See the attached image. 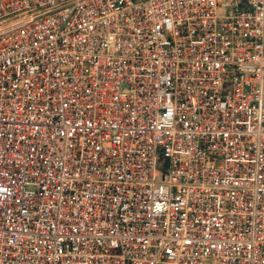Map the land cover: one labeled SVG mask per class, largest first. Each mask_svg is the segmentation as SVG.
Segmentation results:
<instances>
[{
	"label": "built area",
	"instance_id": "obj_1",
	"mask_svg": "<svg viewBox=\"0 0 264 264\" xmlns=\"http://www.w3.org/2000/svg\"><path fill=\"white\" fill-rule=\"evenodd\" d=\"M0 264H264V0H0Z\"/></svg>",
	"mask_w": 264,
	"mask_h": 264
}]
</instances>
